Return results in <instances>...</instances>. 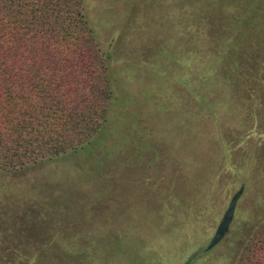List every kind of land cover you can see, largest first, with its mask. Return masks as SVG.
I'll list each match as a JSON object with an SVG mask.
<instances>
[{
	"label": "rangeland",
	"instance_id": "obj_1",
	"mask_svg": "<svg viewBox=\"0 0 264 264\" xmlns=\"http://www.w3.org/2000/svg\"><path fill=\"white\" fill-rule=\"evenodd\" d=\"M150 2L164 0H86L115 70L106 168L92 174L98 160L84 157L0 173V264H50L53 245L69 241L88 248L85 263L109 264L124 240L158 263L239 264L264 227V98L199 110L194 35L185 61L168 65L169 35L148 24ZM241 189L230 231L207 251Z\"/></svg>",
	"mask_w": 264,
	"mask_h": 264
},
{
	"label": "trees",
	"instance_id": "obj_2",
	"mask_svg": "<svg viewBox=\"0 0 264 264\" xmlns=\"http://www.w3.org/2000/svg\"><path fill=\"white\" fill-rule=\"evenodd\" d=\"M168 1L147 5L148 24L169 35L168 65L194 46L199 110L207 105L219 110L229 102L240 109L248 96L264 98V0H178L177 7ZM85 4L0 0V173L84 157L98 160L86 166L92 174L106 168L109 156L101 146L116 100L115 70ZM187 33L194 35L189 46ZM64 204L53 202L55 222L61 221ZM130 243L115 242L118 251L109 264H135L131 255L136 249V264H166ZM53 248L50 264H84L90 255L74 241L56 242ZM239 264H264V227L245 247Z\"/></svg>",
	"mask_w": 264,
	"mask_h": 264
},
{
	"label": "water",
	"instance_id": "obj_3",
	"mask_svg": "<svg viewBox=\"0 0 264 264\" xmlns=\"http://www.w3.org/2000/svg\"><path fill=\"white\" fill-rule=\"evenodd\" d=\"M244 189H241L233 198L231 201V204L227 210V212L224 215V218L214 236L212 239L210 245L207 247V251L213 250L217 245L220 244V242L224 239V237L228 234L230 231L231 224L235 217V211L237 207V203L243 193Z\"/></svg>",
	"mask_w": 264,
	"mask_h": 264
}]
</instances>
